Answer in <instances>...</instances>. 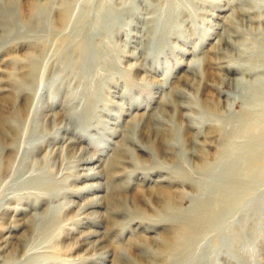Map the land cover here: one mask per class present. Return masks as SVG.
Returning a JSON list of instances; mask_svg holds the SVG:
<instances>
[{
	"label": "rangeland",
	"instance_id": "374dc122",
	"mask_svg": "<svg viewBox=\"0 0 264 264\" xmlns=\"http://www.w3.org/2000/svg\"><path fill=\"white\" fill-rule=\"evenodd\" d=\"M0 264H264V0H0Z\"/></svg>",
	"mask_w": 264,
	"mask_h": 264
},
{
	"label": "bare ground",
	"instance_id": "6f19581e",
	"mask_svg": "<svg viewBox=\"0 0 264 264\" xmlns=\"http://www.w3.org/2000/svg\"><path fill=\"white\" fill-rule=\"evenodd\" d=\"M104 26H105V25H104ZM104 32H105V31H104ZM43 34H44V33H43ZM4 104H6V103H4ZM11 110H12V109H11ZM24 110H25V109H24ZM27 110H28V109H27ZM16 111H17V110H16ZM21 111H22V110H21ZM21 111H19V112L21 113ZM11 112H12V111H11ZM22 112H23V111H22ZM24 112H25V111H24ZM13 118H15V117H13ZM11 119H12V118H11ZM258 119H259V117H258ZM22 120H23V118H22ZM18 121H19V120H18ZM19 122H20V121H19ZM19 124H20V123H19ZM2 125H3V124H2ZM6 126H7V125H6ZM3 127H4V125H3ZM3 132H4V131H3ZM13 134H14V133H13ZM1 137H2V136H1ZM8 139H9V138H8ZM2 140H3V139H2ZM2 140H1V141H2ZM11 140H12V139H11ZM3 143H4V142H3ZM254 143H255V142H254ZM19 144H20V143H19ZM190 144H191V143H190ZM2 145H3V144H2ZM260 153H261V152H260ZM248 157H249V156H248ZM248 157H247V158H248ZM86 160H87V159H86ZM250 169H251V168H250ZM221 191H222V190H221ZM32 196H33V195H32ZM169 199H170V198H169ZM169 201H170V200H169ZM208 209H209V208H208ZM210 212H211V210H210ZM204 215H205V214H204ZM206 216H207V215H206ZM204 221H205V220H204ZM204 221H203V222H204ZM193 222H194V221H193ZM208 222H209V221H208ZM198 223H199V222H198ZM198 223H197V224H198ZM209 223H210V222H209ZM195 224H196V223H195ZM199 227H200V226H199ZM203 227H204V226H203ZM195 228H197V227H195ZM196 231H197V230H196Z\"/></svg>",
	"mask_w": 264,
	"mask_h": 264
}]
</instances>
